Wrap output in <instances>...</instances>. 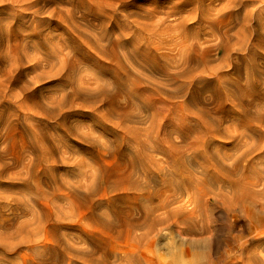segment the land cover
Listing matches in <instances>:
<instances>
[{"label": "rangeland", "instance_id": "1", "mask_svg": "<svg viewBox=\"0 0 264 264\" xmlns=\"http://www.w3.org/2000/svg\"><path fill=\"white\" fill-rule=\"evenodd\" d=\"M262 150L264 0H0V264L216 261L243 238L214 195L264 198Z\"/></svg>", "mask_w": 264, "mask_h": 264}, {"label": "bare ground", "instance_id": "2", "mask_svg": "<svg viewBox=\"0 0 264 264\" xmlns=\"http://www.w3.org/2000/svg\"><path fill=\"white\" fill-rule=\"evenodd\" d=\"M229 138V140H230V142H229V144H231V138L230 137H228ZM246 141V140H245ZM239 144V143H238ZM242 144V143H241ZM245 144V143H244ZM249 144H251V143H249ZM246 145H248V144H246ZM227 146V145H226ZM236 146V145H235ZM235 146H234V150H238V147H239V145H238V147L236 146V148H235ZM245 146V145H244ZM250 146H252V145H250ZM241 147V146H240ZM245 147H247V146H245ZM255 147H257L258 148V146L256 145ZM255 147L253 148V149H255ZM242 149H243V151H241V152H246L247 151V149H249V148H247V149H245L244 150V148L243 147H241ZM240 148V149H241ZM256 148V149H257ZM258 149H260L261 150V147L259 146V148ZM240 151L239 152H237V153H240ZM251 151V150H250ZM263 151V150H262ZM235 152V153H236ZM248 153V152H247ZM247 153H245L246 155H248ZM244 154V155H245ZM251 154H252V152H251ZM250 154V155H251ZM262 154H264V151H263V153ZM230 155V154H229ZM233 155H234V153H233ZM244 155L242 156L241 154H240V156H241V159H242V157H244ZM245 155V158L247 159V157L248 156H250V155H248V156H246ZM235 156V155H234ZM237 156V155H236ZM235 156V157H236ZM230 157V159L229 160H232V159H234L233 157H231V155L229 156ZM237 157H239V156H237ZM236 157V158H237ZM253 157V156H252ZM261 157V156H260ZM259 157V158H260ZM263 157H264V155H263ZM232 158V159H231ZM235 158V159H236ZM245 158H243V159H245ZM249 158V157H248ZM253 158H257V157H253ZM252 158V159H253ZM258 158V159H259ZM262 158V157H261ZM260 158V160L262 161V159ZM239 160V159H238ZM249 160V159H248ZM247 160V161H248ZM233 161V160H232ZM235 162V164H237L236 162H238L237 160H234ZM240 161V160H239ZM243 161V160H242ZM251 161V160H250ZM253 161H255L254 159H253ZM245 162V161H244ZM256 163V162H255ZM254 163V164H255ZM261 164H263V163H261ZM238 165V164H237ZM251 165V164H250ZM264 165V164H263ZM238 167V166H237ZM248 167H250V166H248ZM258 167H261V166H257L256 168H258ZM239 168V167H238ZM255 168V169H256ZM233 170H235L234 168H232ZM254 169V170H255ZM259 169H264L263 167L262 168H259ZM233 170L231 171V172H233ZM236 170H237V168H236ZM229 171V170H228ZM227 171V172H228ZM259 171H262V170H259ZM264 171V170H263ZM262 171V172H263ZM231 172H229V173H231ZM236 172V171H235ZM228 174V173H227ZM234 174V173H233ZM230 175V174H229ZM258 176H260L259 174H257ZM261 175H262V173H261ZM264 175V174H263ZM263 175H262V177H263ZM228 177V176H227ZM226 177V178H227ZM257 177V176H256ZM261 177V176H260ZM259 177V178H260ZM209 178V177H208ZM226 178H225V180H224V182L223 181H221L220 182V184H223V186L224 187H227V188H224L225 190L227 189V193L228 194H230V198H232V200H236V199H242L243 197V202H244V204H241V205H239V206H237V209H234V208H232L228 203H229V201L226 199V197L222 194L223 193V191H221L222 193H220V194H222L224 197H220L219 196V193L217 192L215 195H214V201L212 202V206H215V208H217L218 209V211L220 212V218L222 219V221H224V223L225 224H228V226H229V223H230V226H233L235 223L237 224V223H241V229L240 230H238V234L237 235H235L233 238V241L235 242L236 240L238 241V240H241L242 238V242L241 243H231V244H229L228 243V245H227V247H226V249L224 250V252H223V250H222V252H223V254L224 255H222V256H220L219 254V258H218V260H213L212 258H210V256H212L211 254H210V256H208L207 257V254H208V251L206 250V252H205V254L203 253V254H201L200 255V253H193L192 254V259H189L188 258V261H190V263H191V261H193L194 260V258L196 257V258H198L199 256H201V257H203V258H208L207 260L205 259V261L204 262H201L200 264H264V255H261L260 257L259 256H257L258 254H257V249H259L260 250V253H263L264 254V201H263V203H259L260 201L262 202V200L264 199L263 198V194H262V192L260 193V192H258V194H256V192L254 193V191H253V193L254 194H252V192H250L249 190H246V189H248V188H246L247 187V185H244L243 183H241V182H238L239 180H237V182L235 181L236 179H233V181L234 182H236V184L234 183V182H230L229 181V179H231L232 180V177H229V179H227L226 180ZM258 178V177H257ZM206 179V178H205ZM205 179H201L202 181L203 180H205ZM262 179V178H261ZM210 180V179H209ZM208 180V181H209ZM258 180V179H257ZM261 180H259L258 182H260ZM210 182V181H209ZM262 182H264V180L263 181H261V184H262ZM202 183H206V181L205 182H202ZM251 183V182H250ZM210 184H212V181L210 182ZM234 184V185H233ZM254 184V183H253ZM174 187H175V189L176 190H178V191H183V192H180V194H179V196L181 197L182 196V198H184L183 197V194H185L184 192L186 191V189H181L180 188V186H179V184H178V182L177 181H174V183L172 184ZM249 186L251 185V184H248ZM204 186H206V185H204ZM222 186V187H223ZM246 186V187H245ZM254 186H259V185H253L252 187H254ZM263 186V185H262ZM221 186H219V188H220ZM252 187H251V189H252ZM137 189L139 190V191H141L142 193H143V195H144V200H146V199H149L150 200V192H149V190L148 189H144V187L143 186H137ZM221 189V188H220ZM223 189V188H222ZM249 189H250V187H249ZM219 191V190H218ZM246 191H249L248 192V194H247V192ZM145 192H147V194H148V197H146L145 198ZM218 194V195H217ZM242 194H245V196H242ZM257 195H260V196H262V197H259V196H257ZM171 196H173V197H175V195L174 194H172V195H170V197ZM178 195L176 196V197H179ZM175 197V200L177 199ZM247 197V198H246ZM172 198V197H171ZM261 198H263L262 200H261ZM179 199V198H178ZM175 200H174V198H173V200H171L170 198L168 199L167 198V200H162L161 202H160V209H167L168 207L170 208L172 205L174 206V202H175ZM178 201V200H177ZM220 201H223L224 203L223 204H221L222 206H220L219 204V202ZM247 202H249V203H247ZM179 203V202H178ZM177 202H176V204H178ZM175 204V205H176ZM182 207H184V206H182ZM181 207V208H182ZM222 207H223V209H222ZM224 207H227V210H225L224 209ZM150 208V207H149ZM175 208V207H174ZM173 208V210L170 208V211H171V213L169 214V216H170V218H174L176 221H178L179 220V216H178V212H177V210H176V208L174 209ZM215 208L213 209V210H215ZM145 209V208H144ZM196 210V208L195 209H193L192 210V212H190V213H188V216L189 217H185V216H182L181 217V219H180V221H181V223H184V225L186 226V232H187V234L188 235H196V233H195V223H194V219H195V216L193 217V215H194V213H196L197 211H195ZM223 210V211H222ZM154 210L151 208V210H148L146 213H145V218H144V220L142 221V223H138V225H136V226H138V227H140V228H146V227H148V228H153L155 225H158L159 223H162V221L160 220V219H158V218H149V217H154L152 214H151V212H153ZM167 211V210H166ZM169 212V211H168ZM215 212V211H214ZM218 213V212H217ZM189 214H193L192 216H190ZM200 214V213H199ZM197 215V214H196ZM200 216V215H199ZM198 217V216H197ZM216 217V216H215ZM194 218V219H193ZM217 218V217H216ZM194 220V221H193ZM218 220H220L219 218H218ZM196 222V221H195ZM122 223H123V225L127 228V232H129V227L130 226H132V224H131V221L130 220H128V218H127V216H125V218L123 219V221H122ZM214 223V222H213ZM200 224V227H201V223H199ZM203 224V223H202ZM221 225V224H220ZM224 226V225H223ZM108 227H112V226H108V225H106V228H108ZM206 227V226H205ZM197 228H199V227H197ZM202 228V227H201ZM204 228V227H203ZM202 228V229H203ZM225 228V227H224ZM232 228H234V227H232ZM205 229V228H204ZM207 229V228H206ZM226 229V228H225ZM198 230V229H197ZM196 230V231H197ZM220 230V229H219ZM223 230V229H222ZM221 230V231H222ZM235 230V229H234ZM204 231V230H203ZM208 231H209V229H208ZM236 231V230H235ZM199 232V231H198ZM223 232V231H222ZM221 232V233H222ZM227 232V231H226ZM232 232H234V231H232ZM231 232V233H232ZM228 233V232H227ZM244 233L245 234H247L246 236L247 237H243V235H244ZM143 234V233H142ZM203 234H204V232H203ZM226 234V233H225ZM233 234V233H232ZM199 235V234H198ZM198 235H197V237H198ZM222 235V234H221ZM146 237V235H141L140 236V238L141 239H144ZM196 237V238H197ZM209 237H211V236H209ZM228 238V237H227ZM199 240H200V238H198ZM207 239H208V237H207ZM211 239H213V238H211ZM219 239H221L220 237H219ZM224 239H226V238H224ZM223 239V240H224ZM192 240V239H191ZM190 240V242H189V244H187V245H189L188 247H197L198 245L200 246L201 245V242H200V244H199V240H193V241H191ZM203 240V239H202ZM201 240V241H202ZM209 240V239H208ZM218 240V239H217ZM217 240H215V241H217ZM230 240H231V237H230ZM210 241H212V240H210ZM214 241V240H213ZM221 241V240H220ZM225 241H227V240H225ZM203 242V241H202ZM177 243L178 242H176L174 245H173V247H172V250H173V255L172 256H174V255H176V252H178V245H177ZM205 243V245H207L208 244V242L207 241H205L204 242ZM203 244V243H202ZM217 244V243H216ZM227 244V243H226ZM252 244H254L255 246H253L254 248H257V249H254L253 247H251V245ZM179 245H181V244H179ZM212 245L215 247V245L212 243ZM225 246V245H224ZM224 246H223V248H224ZM216 247H217V245H216ZM220 247V246H219ZM171 248V247H170ZM204 248V247H203ZM213 247H211L210 249H212ZM222 248V249H223ZM253 248V249H252ZM219 249V248H218ZM217 249V250H218ZM204 250V249H203ZM200 251V250H199ZM214 251H216V250H214ZM221 251V250H220ZM220 251H219V253H220ZM255 252H256V254H255ZM170 253H172V252H170ZM210 253V252H209ZM212 253V252H211ZM215 253V252H214ZM149 254H150V252H147V253H145V252H143V253H140V256L145 260V261H147L150 257H149ZM168 254H169V252H168ZM217 254V253H216ZM215 254V255H216ZM221 254V253H220ZM183 255V254H182ZM191 255V254H190ZM189 255V256H190ZM214 255V254H213ZM179 256V255H178ZM181 257V256H180ZM213 257V256H212ZM216 257H217V255H216ZM215 257V258H216ZM171 258V259H170ZM200 258V257H199ZM169 259H170V261L168 262V264H180L179 262H178V260H176V259H174L173 257H171V254H170V257H169ZM187 259V258H186ZM149 264H151V263H149Z\"/></svg>", "mask_w": 264, "mask_h": 264}]
</instances>
